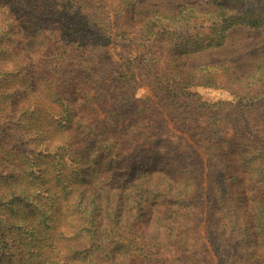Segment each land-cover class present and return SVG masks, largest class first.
<instances>
[{
  "label": "rangeland",
  "instance_id": "1",
  "mask_svg": "<svg viewBox=\"0 0 264 264\" xmlns=\"http://www.w3.org/2000/svg\"><path fill=\"white\" fill-rule=\"evenodd\" d=\"M133 1L126 27L131 25L129 30L136 37L141 29L139 40H154L152 47L144 50L110 44L96 54L109 60L113 75L121 67L135 69L137 82H113L107 93L99 81L88 86L91 98L83 102L100 122L93 127L95 131H83L67 150L71 157H65L67 184L71 185L72 177L79 181L72 185L65 201L69 209L63 211V217L72 221L76 216L80 225L89 224L83 214L70 215L72 199L83 196L87 212L96 213L95 234L82 229L77 236L88 243L77 248L75 258L65 259L68 244L77 237L74 233L57 243L53 257L56 260L60 253L64 264H104V245L126 231L151 264H241L242 234L257 230L262 234L260 248L264 247V212H260L257 187L258 181L264 185V26L235 25L225 31L219 45L206 39L185 47L182 62L187 84L182 89L187 88L193 96L181 97L178 102L157 86L154 70H147L146 65L140 68L157 55V26L161 23L157 16L192 8L195 15L183 14L176 24L172 20L165 23L166 32L191 36L198 31L204 37L213 34L215 27L223 28L222 17H214V0ZM230 2L235 14L264 6V0ZM215 19L211 26L209 21ZM201 23L204 26L199 28ZM184 28L187 33L181 32ZM42 39L35 38L38 42ZM141 52L142 62H125ZM78 124L74 126L76 135ZM244 136L249 142L242 141ZM16 147L26 149L19 144ZM28 159L12 151L11 145L0 150L3 201L22 193L18 175L29 166ZM42 166L52 168L47 161ZM24 180L28 178L24 176ZM59 208L61 211V205ZM63 222L59 219L61 230ZM126 260L135 262L132 256Z\"/></svg>",
  "mask_w": 264,
  "mask_h": 264
},
{
  "label": "trees",
  "instance_id": "2",
  "mask_svg": "<svg viewBox=\"0 0 264 264\" xmlns=\"http://www.w3.org/2000/svg\"><path fill=\"white\" fill-rule=\"evenodd\" d=\"M230 1L214 0V17H222L219 21L223 28L215 27L213 34L205 37L198 31L191 36L166 32L168 25L165 23L172 20L176 24L183 14L195 15L192 8H183L169 16H157L161 22L157 26V55L150 57L140 68L146 65L147 70L155 71L157 86L167 90V97L179 102L181 97L193 96L187 88L182 89L184 83L187 84L182 62L187 53L185 47L206 39L219 45L225 31L235 25L264 26V6L235 14L230 10L234 8ZM134 5L133 0H0V150L11 145L12 151L29 158V166L25 165L23 174L18 175L22 193H16L7 201L0 198V211L8 207L0 214V264H64V256L60 253L56 260L53 257L57 253V243L71 238L73 233L79 235L82 229L95 234L96 213L94 210L87 212L83 196L80 200L72 199L70 215L83 214L89 224L80 225L75 221L76 216L72 221L63 217L65 209H69L65 201L73 191L72 185L79 181L77 177H68L71 185L67 184L65 157H71L67 150L80 134L88 129L95 131L93 127L100 122L89 114L91 109L83 102V99L91 98L88 86L99 81L107 93L112 90L113 82L117 85L137 82L139 73L135 69L121 67L113 75L109 60L96 54L100 47L106 48L110 44L123 43L128 48L140 46L144 50L152 47L154 40L150 42L146 37L143 42L139 40L141 29L136 37L129 30L131 25L126 27ZM217 20L209 23L214 26ZM203 26L201 23L199 28ZM181 32L187 33L188 29ZM38 36H43L42 41L35 40ZM34 42H37L35 47ZM143 56L144 52H141L129 56L125 62L134 60L138 64ZM103 67L106 69L102 70ZM84 120L88 124H84ZM77 123L76 135L74 126ZM225 140L230 144L231 140ZM242 141L249 142L245 136ZM16 144L26 149H16ZM259 157L263 159L262 154ZM43 161L49 162L52 168H44ZM2 174L0 172V176ZM24 176L28 180H24ZM257 187L261 196L258 199L260 212L263 213L264 185L258 181ZM16 205L20 207L14 208ZM21 208V212H16ZM6 213L8 217L4 218ZM59 219H64L62 230ZM127 234L130 233L120 232L116 241L111 238L104 245V264H151L146 261L141 246ZM242 235L245 238L241 239V264H264V247L260 248L262 234L256 230ZM77 237L72 245L68 244L65 259L75 258L77 248L87 246L88 240ZM129 256L135 258V262H126Z\"/></svg>",
  "mask_w": 264,
  "mask_h": 264
}]
</instances>
